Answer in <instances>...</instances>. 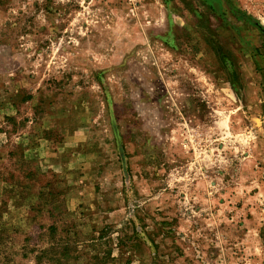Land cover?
I'll return each mask as SVG.
<instances>
[{"label":"rangeland","instance_id":"obj_1","mask_svg":"<svg viewBox=\"0 0 264 264\" xmlns=\"http://www.w3.org/2000/svg\"><path fill=\"white\" fill-rule=\"evenodd\" d=\"M37 261L264 264V0H0V264Z\"/></svg>","mask_w":264,"mask_h":264},{"label":"trees","instance_id":"obj_2","mask_svg":"<svg viewBox=\"0 0 264 264\" xmlns=\"http://www.w3.org/2000/svg\"><path fill=\"white\" fill-rule=\"evenodd\" d=\"M238 9H233V11L235 12V11H237ZM51 252H53V253H55L53 250H43V251H41V253L42 254H48V253H51ZM62 253H65V252H62ZM39 262L37 261V264H38Z\"/></svg>","mask_w":264,"mask_h":264}]
</instances>
